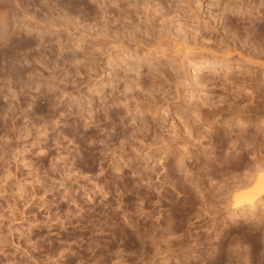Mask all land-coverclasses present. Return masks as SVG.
Returning <instances> with one entry per match:
<instances>
[{"label":"rangeland","instance_id":"obj_1","mask_svg":"<svg viewBox=\"0 0 264 264\" xmlns=\"http://www.w3.org/2000/svg\"><path fill=\"white\" fill-rule=\"evenodd\" d=\"M215 2L199 0L200 9L195 18L185 15L178 19L179 25L197 24L195 31L199 34L194 35L191 31H181L175 18L181 5L188 3L195 8L197 0H0V5L10 6L6 26L9 30L2 33L0 29L1 37H5H0V156L5 152L10 156L15 149L23 150L33 143L52 150L59 140L67 149L69 163L74 169L94 176L102 165L108 169L105 180L115 198L131 204L139 195L147 200V206L155 215L161 209L153 206L154 195L143 188L137 189L130 178L136 167L135 154L131 152L135 144L133 132L137 140L143 138L146 143L154 142L157 136L168 140L173 121L183 133L178 114L189 127L198 131V116L206 115L198 101L223 94L216 73L251 67L243 57L264 59V46L260 49L251 35L241 28L240 22L248 13L243 17L235 12L221 16L224 0H220V8L210 7ZM258 14H264V7L257 4L250 17ZM169 18H173L171 24ZM254 23L252 19L245 26L251 31ZM61 26H66L67 31L57 32ZM209 28L215 31L209 32ZM169 35L180 44L186 42L190 51L186 54L181 51L188 60H183L181 68L176 63L178 56L172 59L175 51L168 48ZM206 40L212 42L206 44ZM159 44L160 48H156ZM178 48L182 47L178 45ZM224 52L231 54L220 55ZM182 80L186 84L177 87V82ZM245 89L241 93L242 100L248 99L247 90L264 95V82L253 81L246 84ZM162 90L169 92L171 97H178L176 103L168 105L167 117L158 111L164 104ZM192 97L197 100L192 101ZM145 125L146 134L137 131ZM215 135L221 137L220 146ZM26 136L28 138L24 139ZM239 138L242 148V133ZM100 141H104V145ZM206 143L211 144L213 150L205 152L197 166L202 165L207 176L216 177L227 172L229 165L240 166L242 160L238 161V157L242 155L224 156L222 129L217 128ZM121 147L125 150V161L132 162L128 168L120 164L123 172L116 175L109 168L111 157L106 156V152ZM37 150L33 149V153L24 158L33 160L34 166H47V158L34 157ZM50 154L54 155V150ZM156 154L155 150L151 153ZM168 168L169 177L174 178L173 164L169 163ZM24 174L25 170L21 169L20 175ZM81 183L92 187L87 180ZM67 186L72 192L79 187L71 182ZM61 195L62 192L49 195V206L59 204ZM81 196L83 191L77 198ZM192 206L193 201L186 192L178 198L166 189L162 201L164 219L157 232L158 239L164 241L168 234L183 232ZM59 207L63 212L65 206L59 204ZM33 211L34 208L29 209L30 218ZM100 211L89 206L88 219L95 220ZM108 223L111 234L117 240L123 239L127 249L139 248L135 235L119 225L115 216ZM227 223V228L223 223L218 225L221 235L218 245L203 234L195 247H187L190 242H173L169 256L157 264H222L224 242L236 232L248 236L242 225L234 228ZM142 224L152 230L147 218ZM79 235L78 229L70 228L67 233H61L60 238L76 239ZM84 235L87 238L86 233ZM32 239H39L40 245L47 249L49 242L55 245L58 238L40 228L33 230ZM84 249L86 245L77 251ZM2 262L0 258V264Z\"/></svg>","mask_w":264,"mask_h":264},{"label":"clouds","instance_id":"obj_2","mask_svg":"<svg viewBox=\"0 0 264 264\" xmlns=\"http://www.w3.org/2000/svg\"><path fill=\"white\" fill-rule=\"evenodd\" d=\"M259 6L264 7V0H259ZM210 7L220 8V0H216ZM255 7V0H224L219 15L227 12L250 14ZM199 9V0L195 8L185 3L177 10L176 18L180 19L185 15L195 18ZM197 27L195 23L191 27L181 25L180 30L198 35L195 31ZM61 30L67 31V27L56 29L57 32ZM208 31L214 32L215 29L209 28ZM167 39L170 41V51H177L178 45L187 48L186 42L180 44L170 35ZM211 42L205 41L206 44ZM230 54L220 53L225 56ZM186 58L181 53L177 58L178 63L182 64ZM243 59L251 67L235 71L225 69L216 73L219 87L223 90L222 95L207 96L198 101L200 108L206 113L198 116V131L189 127L178 114L177 119L183 126V133L173 121V130L168 140L157 136L154 142L146 143L143 138L137 140L136 132H133L135 144L131 146V152L135 154L136 167L131 171L130 178L137 189L143 188L154 195L152 204L161 209L155 215L147 206V200L139 195L131 204L124 199L115 198L105 180L108 169L102 165L94 176L74 169L69 163L67 149L59 140L55 141L52 150L40 148L38 143H33L30 147L26 145L23 150L15 149L10 156L8 152L0 156L2 264H69V258L71 264H157L169 256L173 242H190L187 247H195L203 234L211 243L218 245L221 240L218 225L223 223V227L227 228V222L234 228L242 225L252 239L239 232L233 233L223 244L222 264H264V95L247 90L248 99H241L246 84L253 81L264 82V59ZM181 84H186V81H178L177 87ZM111 87L115 91V85ZM160 94L164 104L158 111L167 117L168 105L176 103L178 97H171L169 92L163 90ZM196 100V97H192V101ZM137 111L139 112V108ZM153 118L155 119V114ZM132 123L135 124L136 121L133 120ZM217 128L223 130L224 156L232 157L233 153H237L243 159L239 167L229 165L227 172L209 177L203 166L197 165L205 152L213 150L212 145L206 141ZM137 131L146 134L147 125ZM240 133L243 134L242 148ZM99 143L104 145V141ZM33 149H38L34 152L35 158H47V166H34L33 160L24 158L32 154ZM53 150L54 155L50 154ZM154 150L157 153L155 156L151 155ZM124 151L121 147L106 152V156L111 157L109 168L116 175L123 172L120 164L128 168L132 162L125 161ZM169 163L174 166V178L169 177ZM21 169L25 170L24 175H20ZM83 180H87L92 187H86L81 183ZM69 182L79 185L76 192L70 191L67 186ZM166 189L171 190L178 198L183 197L186 192L191 197L193 206L185 221L184 231L168 234L167 239L161 241L157 232L164 219L162 201ZM81 191L83 196L78 199ZM56 192H62L59 204L65 206L63 212L59 204L49 206L47 198ZM89 206L101 210L95 220L88 219ZM33 208L35 211L30 218L29 209ZM112 216H115L119 225L135 235L139 243L138 249H127L123 239L117 240L111 234L108 221ZM146 218L151 221L152 230L142 224ZM40 228L56 236L57 243L53 245L49 242L45 249L40 245L39 239H32L33 230ZM70 228L79 230L78 238H60L61 233H67ZM85 245L86 249L77 251Z\"/></svg>","mask_w":264,"mask_h":264},{"label":"bare ground","instance_id":"obj_3","mask_svg":"<svg viewBox=\"0 0 264 264\" xmlns=\"http://www.w3.org/2000/svg\"><path fill=\"white\" fill-rule=\"evenodd\" d=\"M15 1V0H14ZM247 1V0H246ZM245 1V2H246ZM255 2L259 5V0H255ZM4 3V2H3ZM4 5V7L5 8H2V6ZM3 5H0V29H1V32L2 33H7V31L9 30V28L8 27H6L7 26V22H8V13H9V11H8V9H9V5H7V6H5L6 4H3ZM16 5V4H15ZM12 15V14H11ZM15 15V14H14ZM13 15V17H15ZM25 16V15H24ZM251 16V13L250 14H247V16L246 17H244L242 20H241V24H242V30H244V33L245 34H249V35H251L250 36V38H252V39H254V41L256 42V44H257V46H259V48L261 49L263 46H264V14H262V15H259L258 14V16H253V17H250ZM11 17V16H10ZM171 17V16H170ZM173 17V16H172ZM174 17H175V15H174ZM173 17V18H174ZM242 17H243V15H242ZM241 17V18H242ZM22 18V17H21ZM167 18V17H166ZM173 18H171V20H170V18L168 19L169 21H170V24H171V22H173ZM175 19H177V18H175ZM252 19L256 22V23H254L253 24V26H251V31H249L248 29H247V27L245 26L246 24H250L251 22H252ZM12 20V19H11ZM9 21H10V19H9ZM177 21V23H178V27H181V25H179V21H178V19L176 20ZM175 21V22H176ZM173 24V23H172ZM238 24V23H237ZM170 27V26H169ZM7 28H8V30H7ZM171 28V27H170ZM240 28V29H241ZM165 29V28H164ZM166 29H168V28H166ZM179 30V29H178ZM164 31H166V30H164ZM167 33L169 32V29L166 31ZM169 34V33H168ZM230 34V33H229ZM237 34V33H236ZM3 35V34H2ZM14 35V34H13ZM11 36V35H10ZM92 36V35H91ZM234 36V35H233ZM247 36V35H246ZM0 37H1V35H0ZM245 37V36H244ZM244 37H242V38H244ZM1 38H3V37H1ZM5 38V37H4ZM3 38V39H4ZM246 39V38H245ZM6 40V39H5ZM11 40V39H10ZM32 42V41H31ZM36 42V41H35ZM245 42V41H244ZM7 43H8V39H7ZM30 43V42H29ZM34 43V42H33ZM6 44V43H5ZM11 44V43H10ZM31 44V43H30ZM168 44V43H167ZM8 45V44H7ZM254 45V44H253ZM160 48V44L159 45H157L156 46V48ZM20 49H21V47H19ZM18 48V49H19ZM98 48V47H97ZM189 48V47H188ZM259 48H258V50H259ZM243 49V48H242ZM263 49H264V47H263ZM178 50L181 52H184L185 54L186 53H188V52H190L189 51V49H187V48H178ZM177 50V51H178ZM96 51V50H95ZM159 51V50H158ZM169 51V50H168ZM177 51H175L174 53H175V57H174V55H173V57H172V59H174V58H177V56H179L178 55V52ZM255 51V50H254ZM7 52V51H6ZM162 52V51H161ZM177 52V53H176ZM181 52V53H182ZM244 52V51H243ZM102 53V52H101ZM245 53V52H244ZM247 53V52H246ZM177 54V55H176ZM180 54V53H179ZM250 54V53H249ZM261 56V55H260ZM264 56V55H263ZM187 59V58H186ZM185 59V62L186 61H188V60H186ZM250 59H252V58H250ZM253 59H254V57H253ZM26 60V59H25ZM24 61V60H23ZM174 61V60H173ZM246 61V60H245ZM26 61H24V63H25ZM247 62V61H246ZM176 63L178 64V62H177V60H176ZM176 64V65H177ZM188 64H190V61L188 62ZM26 65V64H25ZM179 65V67L181 68L182 67V65H181V63H179L178 64ZM25 69V68H24ZM133 69V68H132ZM137 69V68H136ZM22 72V71H21ZM180 75V74H179ZM183 81V80H182ZM132 97V96H131ZM214 139H215V141L219 144L218 146H220L221 144H222V142H221V137L220 136H218V135H215V137H214ZM243 159V157H238V161H241ZM220 162V161H219ZM219 165H220V163H219Z\"/></svg>","mask_w":264,"mask_h":264}]
</instances>
